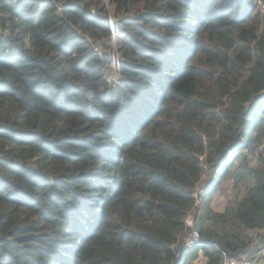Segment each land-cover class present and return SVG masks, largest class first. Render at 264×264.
<instances>
[{"label": "trees", "instance_id": "trees-1", "mask_svg": "<svg viewBox=\"0 0 264 264\" xmlns=\"http://www.w3.org/2000/svg\"><path fill=\"white\" fill-rule=\"evenodd\" d=\"M261 143L264 0H0V264L239 259L197 194Z\"/></svg>", "mask_w": 264, "mask_h": 264}, {"label": "rangeland", "instance_id": "rangeland-1", "mask_svg": "<svg viewBox=\"0 0 264 264\" xmlns=\"http://www.w3.org/2000/svg\"><path fill=\"white\" fill-rule=\"evenodd\" d=\"M112 66V68H115L117 62L114 64L112 62ZM212 126H214L213 123ZM263 169L264 143H261L255 152L244 150L240 153L215 189L209 192L207 191L208 187L204 189L200 186L198 189L196 213L203 215L205 225L218 231L239 235L246 244V250L240 257L250 256L263 243L259 240L255 230L245 228L235 216L236 208L247 198L256 184L255 175ZM204 178L203 174L200 182L205 181ZM191 217L192 219L189 218L188 223L194 220V216L191 215ZM193 225H195V221H193ZM194 262L205 264L204 254L200 252Z\"/></svg>", "mask_w": 264, "mask_h": 264}, {"label": "built area", "instance_id": "built-area-1", "mask_svg": "<svg viewBox=\"0 0 264 264\" xmlns=\"http://www.w3.org/2000/svg\"><path fill=\"white\" fill-rule=\"evenodd\" d=\"M112 37H115L113 29ZM116 58L117 57L115 56L113 64L116 62ZM245 150L248 151V149ZM189 218L192 219L191 215H188L186 218L187 232L183 236V243L186 247L193 246L200 237L198 229L193 225L194 220H192L191 223H188ZM219 264H264V242L250 256L240 257L239 259L227 253H223Z\"/></svg>", "mask_w": 264, "mask_h": 264}, {"label": "water", "instance_id": "water-1", "mask_svg": "<svg viewBox=\"0 0 264 264\" xmlns=\"http://www.w3.org/2000/svg\"><path fill=\"white\" fill-rule=\"evenodd\" d=\"M107 15H108V17L110 16V12L109 11H107Z\"/></svg>", "mask_w": 264, "mask_h": 264}]
</instances>
